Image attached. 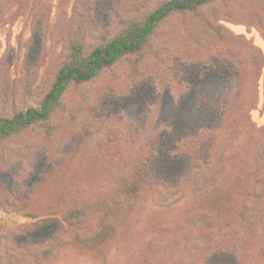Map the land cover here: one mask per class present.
Instances as JSON below:
<instances>
[{"label": "rangeland", "instance_id": "rangeland-1", "mask_svg": "<svg viewBox=\"0 0 264 264\" xmlns=\"http://www.w3.org/2000/svg\"><path fill=\"white\" fill-rule=\"evenodd\" d=\"M132 1L0 0V113L21 106L26 86L40 100L70 42L84 33L91 50L95 36L116 32ZM170 33H181L182 40ZM158 44L172 63L164 78L181 82L156 88L140 75L156 73L158 58L123 60L91 82L72 84L50 122L52 131L42 123L0 144V264H202L206 251L231 246L238 248L237 264H264V236L256 224L250 228L235 217L227 233L210 237L192 221L203 203L189 185L184 196L183 185L180 191L160 187L130 203L120 191L146 124L175 121L184 129L216 121L217 111L201 97L218 99L227 80H237L233 57L245 62L242 80L259 98L251 115L264 125V76L258 80L252 65L256 54L261 57L258 47L264 55V0H225L176 15ZM181 51L195 57L183 63ZM219 53L229 66L207 68L200 61L199 55ZM100 103L104 113L97 118ZM186 167L177 159L174 173ZM117 207L116 234L102 246L82 242L104 211ZM82 208L92 213L73 229V209ZM215 256L219 264H234L229 251Z\"/></svg>", "mask_w": 264, "mask_h": 264}, {"label": "trees", "instance_id": "trees-1", "mask_svg": "<svg viewBox=\"0 0 264 264\" xmlns=\"http://www.w3.org/2000/svg\"><path fill=\"white\" fill-rule=\"evenodd\" d=\"M146 1H132L126 14L119 16L116 32L95 36L91 50L86 49L84 33L72 40L65 60L43 97L35 99L31 89L26 86L21 106L10 114L0 113V144L42 123L48 131H52L54 128L50 122L63 109L64 96L69 87L91 82L105 69L123 60L135 57L139 64L158 58L162 66L156 73L149 70L140 75L141 81L148 79L156 88L166 83L181 82L165 79L163 75L165 70L171 69L172 64L167 62L158 44L164 26L176 15L197 13L225 0H154V6L141 12ZM180 34L170 33L171 39L182 40ZM258 51L261 57L256 54L252 65L258 72L259 80L264 76V55L261 47H258ZM199 56L207 68L229 66L220 53L208 58ZM194 57L188 51H181L178 56L183 63ZM233 59L234 66L230 67L237 80H227L228 85L218 99L201 97L205 106L217 111L216 121L184 129L179 128L175 121L161 125L156 122L146 124L142 132L145 141L137 146L138 159L135 160V157L128 161V176L120 191L121 196L130 203L144 192L160 187L180 191L183 185L184 196L185 187L189 185L201 194L203 203L202 210L196 212L192 221L199 222L210 237L215 233H227L235 217L250 228L256 224L264 236V125L258 126L251 115L259 98L249 92L242 80L245 62L239 58ZM103 113L104 103H100L95 109L96 117L101 118ZM105 116L110 117L108 114ZM177 159H184L187 163L180 175L173 170ZM117 201L115 204H118ZM131 207L128 209L131 210ZM117 210L118 207L112 211L105 210L95 231L81 236L82 242L102 246L112 238L116 234L114 216ZM91 213L84 208L73 209V229H78ZM126 214L122 216L127 217ZM222 249L231 252L233 263L237 264L236 246L206 251L202 264H219L221 259H216L215 255L226 252Z\"/></svg>", "mask_w": 264, "mask_h": 264}]
</instances>
